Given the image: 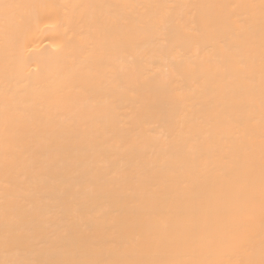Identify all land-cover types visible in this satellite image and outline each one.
<instances>
[{
    "label": "bare ground",
    "instance_id": "obj_1",
    "mask_svg": "<svg viewBox=\"0 0 264 264\" xmlns=\"http://www.w3.org/2000/svg\"><path fill=\"white\" fill-rule=\"evenodd\" d=\"M0 264H264V0H0Z\"/></svg>",
    "mask_w": 264,
    "mask_h": 264
}]
</instances>
